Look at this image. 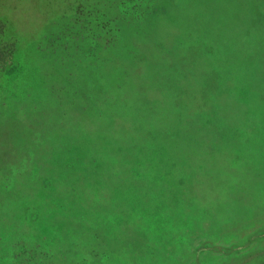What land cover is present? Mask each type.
Instances as JSON below:
<instances>
[{
    "label": "rangeland",
    "instance_id": "1",
    "mask_svg": "<svg viewBox=\"0 0 264 264\" xmlns=\"http://www.w3.org/2000/svg\"><path fill=\"white\" fill-rule=\"evenodd\" d=\"M0 50V264H264V0H0ZM55 128L124 201L29 163Z\"/></svg>",
    "mask_w": 264,
    "mask_h": 264
},
{
    "label": "trees",
    "instance_id": "2",
    "mask_svg": "<svg viewBox=\"0 0 264 264\" xmlns=\"http://www.w3.org/2000/svg\"><path fill=\"white\" fill-rule=\"evenodd\" d=\"M260 53L264 54V52H260ZM11 55L12 54L5 56V54L0 50V61L2 60L4 62L7 58L12 57ZM261 69L263 70V71H261V73L263 74L264 73V69L262 68V65H260V70ZM251 101L256 106L255 99L252 98ZM252 109H257V108H252ZM14 132H17V130L14 129L13 125H11L10 129H9V133L12 135ZM260 134H262V135H256L255 134L254 137L248 141L249 145H251V147L256 148V147H263L264 146V132H260ZM43 135H44V138L42 140H40V141H38L37 139H33L32 140L31 139V134H30L29 137H26L25 139L29 138V140L31 142V145L28 146L27 148H25L26 153H24L23 155L26 154L27 157H32L31 161L29 159H27V160L29 161V163H32L33 165H37V167H43V165H45V164L56 165V163H57L58 166H62L64 164L69 163V167L70 168H69V170L67 172L68 175L65 178V179H67L66 180L67 183H75L76 184L78 182H81V178L83 177V173L89 172L86 169L87 165L89 166L90 169H94L93 164L95 162V159L96 160L101 159V157H97L98 154H100L99 151L97 153L95 148L92 147L93 143L91 141L90 134L89 135L88 134L84 135L85 137H81V136L78 135L80 137V139L77 140V138H75L74 135L61 134L59 128H55L52 131H50L49 134H43ZM41 137H43V136H41ZM85 143L87 144L86 146H84ZM67 144L70 145V148H71L70 150L68 149V152H67L68 154H66L64 152L65 151L64 147H66ZM21 148H23V147H21ZM41 151H44L45 155L43 157V160H41V163H39V162H36V160L33 157L36 156ZM88 153H92L93 154V158H90L91 162H85L86 163L85 164L84 162H82V161L79 162L77 160V158L79 156H81L82 154H88ZM23 155H21L19 157H22ZM117 163H118V161H117ZM221 163H222V161L220 160V164L219 165H223ZM213 167L216 168V166H214V165H213ZM56 171H57V167L54 168V172L55 173H56ZM93 172H94L95 176H98L99 173L101 175L100 178H102V180H103L104 187L100 186V185H98V186L101 189H102V187H103L104 190L106 189L105 191H103V193H105L106 191H112L113 192L112 193V198H111V201L113 203H117L116 201L122 202V201L125 200V199L121 198L122 194L118 195L117 192H116V194H117V197H116L115 189H116V187L118 189L120 186L118 187L115 182L111 183L110 180H106L104 178L105 170L102 167L99 168V169H96V170L94 169ZM213 175H214V177H213L214 180H215V178H219L218 175L215 176L214 173H213ZM57 178H60V177H57ZM91 184L97 185L98 184L97 180H93ZM95 185H91V186H95ZM95 189H96V187H91L92 191L93 190L95 191ZM83 194H84V191H83V193L80 194V196H83ZM56 210L57 209H53V210L50 209L49 212L53 213ZM104 210H102V211H104ZM93 211L90 214L91 216H93V218H91L90 220L93 219L94 222H96L97 224H99V223L101 224V222L106 220V216L101 211H98L97 209H95V210L93 209ZM81 222L85 223V222H88V221H81ZM56 224L59 227H64V224H65L64 218L63 217H59L56 221L55 220H49V221L46 222V225L50 229H55ZM2 239H3V241L5 239H7L9 241L8 243H10V244L7 243V245H8V248L10 250H16L17 252L20 251L19 249H15L13 247V245L17 246V243H16L17 240H16L14 235H8V236L5 237V239L4 238H0V240H2ZM89 239H90V237H89ZM78 240L82 241L83 245H81V247H88L89 244H90V241L93 242L92 238H91V240L86 241L84 239H81L80 236H79ZM59 242H61V241H59ZM9 249H8V251H10ZM73 258L76 259L74 264H77V262L79 264H98L96 262H91L89 260H84L85 263H83V262H81L79 257L77 255H75V254H70L67 257L64 249H62V246L60 244L55 245V247H54V249H53V251L51 253V256L49 258V264H73L72 263ZM106 258L109 259V257L107 255H106ZM122 258L123 257H121L120 260H122ZM43 259H45V258H41L42 261H40L39 264H48V259H45V260H43ZM16 262H17V264H21V260L20 259H17ZM16 262H14V263H16Z\"/></svg>",
    "mask_w": 264,
    "mask_h": 264
}]
</instances>
